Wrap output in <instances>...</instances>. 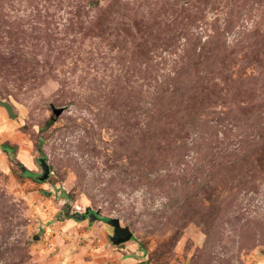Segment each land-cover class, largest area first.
<instances>
[{
	"label": "rangeland",
	"instance_id": "374dc122",
	"mask_svg": "<svg viewBox=\"0 0 264 264\" xmlns=\"http://www.w3.org/2000/svg\"><path fill=\"white\" fill-rule=\"evenodd\" d=\"M0 101V264H264V0H0Z\"/></svg>",
	"mask_w": 264,
	"mask_h": 264
},
{
	"label": "water",
	"instance_id": "95a60500",
	"mask_svg": "<svg viewBox=\"0 0 264 264\" xmlns=\"http://www.w3.org/2000/svg\"><path fill=\"white\" fill-rule=\"evenodd\" d=\"M0 104L6 107L10 116L16 115L13 111V105L10 102L0 101ZM54 111H56V113H60L61 111H63V108L54 109ZM39 162L42 168V174L38 176V179L44 181L49 177V174L51 173V166L44 157H41L39 159ZM65 214H67L68 217L74 218L76 220H85L87 216L89 218V221L91 222L100 219L99 210L93 212V209L91 207H87L84 212L75 211ZM105 221L114 229L113 235L110 236V239L114 244H122L132 239L133 232L130 230L129 226L122 225L121 219L119 217H108Z\"/></svg>",
	"mask_w": 264,
	"mask_h": 264
},
{
	"label": "trees",
	"instance_id": "16d2710c",
	"mask_svg": "<svg viewBox=\"0 0 264 264\" xmlns=\"http://www.w3.org/2000/svg\"><path fill=\"white\" fill-rule=\"evenodd\" d=\"M2 147H3V149H4L5 151H7L8 153H10V150H9V149H12V148H13V147H11V146H8L7 144L3 145ZM25 174L33 178V172H32V170H30V169H26V170H25ZM34 180H39V179H38V176H35V179H34ZM101 219L106 220L107 217H102Z\"/></svg>",
	"mask_w": 264,
	"mask_h": 264
},
{
	"label": "clouds",
	"instance_id": "9594fccd",
	"mask_svg": "<svg viewBox=\"0 0 264 264\" xmlns=\"http://www.w3.org/2000/svg\"><path fill=\"white\" fill-rule=\"evenodd\" d=\"M41 158V157H40ZM40 158H38V162H39V159ZM45 158V157H44ZM39 165H40V162H39ZM51 166V165H50ZM41 167V166H40ZM26 168V167H25ZM27 169V168H26ZM42 169V168H41ZM42 174V173H41ZM39 176V175H38ZM81 212V211H80ZM100 218H101V216H100Z\"/></svg>",
	"mask_w": 264,
	"mask_h": 264
},
{
	"label": "crops",
	"instance_id": "0c3cea01",
	"mask_svg": "<svg viewBox=\"0 0 264 264\" xmlns=\"http://www.w3.org/2000/svg\"><path fill=\"white\" fill-rule=\"evenodd\" d=\"M87 218H88V216H87ZM72 219H74V218H72ZM76 220V219H75Z\"/></svg>",
	"mask_w": 264,
	"mask_h": 264
}]
</instances>
